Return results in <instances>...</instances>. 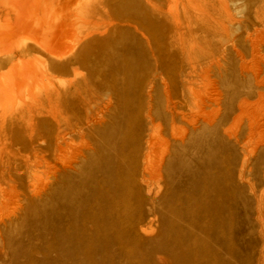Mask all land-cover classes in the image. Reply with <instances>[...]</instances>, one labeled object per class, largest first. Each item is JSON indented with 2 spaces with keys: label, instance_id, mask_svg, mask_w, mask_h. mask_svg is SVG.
<instances>
[{
  "label": "rangeland",
  "instance_id": "374dc122",
  "mask_svg": "<svg viewBox=\"0 0 264 264\" xmlns=\"http://www.w3.org/2000/svg\"><path fill=\"white\" fill-rule=\"evenodd\" d=\"M7 1L0 0V55L10 54L13 65L32 64L56 42L71 48L61 62L90 54L98 63L91 75L81 64L53 72L55 90L71 89L81 107L74 120L81 130L60 145L70 167L57 160L61 103L4 96L12 61L0 68V264H264V150L244 151L224 117L211 130L198 109L215 97L218 59L225 82L245 84L232 71L252 63L244 37L261 29L264 0H36L22 20ZM231 44L239 54L227 50ZM139 104L150 107L153 121H143L142 132L165 162L153 202L128 201L152 219L141 217L144 232L133 233L114 225L122 201L114 200L113 170L125 135L110 131ZM210 163L220 191L214 197L203 179Z\"/></svg>",
  "mask_w": 264,
  "mask_h": 264
},
{
  "label": "bare ground",
  "instance_id": "6f19581e",
  "mask_svg": "<svg viewBox=\"0 0 264 264\" xmlns=\"http://www.w3.org/2000/svg\"><path fill=\"white\" fill-rule=\"evenodd\" d=\"M19 1L20 3L17 6H15L14 4L15 0L12 1V10H14L13 12L17 13L21 19V17H24V15L30 10V7L35 6L34 4L36 0ZM4 3L6 4V2ZM8 3L11 4V2ZM37 5L39 4L37 3ZM32 11H34L33 8ZM8 21H10L9 18ZM19 22L21 21L19 20ZM19 22L17 21V23ZM174 27L178 32L182 30L181 26L179 25H175ZM18 29H20V27L15 31L19 32ZM20 30L22 32V29ZM23 32L26 34V31ZM56 40L59 41V43L62 42L57 38ZM244 42H247L250 45V55L252 56V61H250L252 63L250 66H247V64H239L240 66L232 71V75L234 80H241V82L244 81L245 84L242 82L241 86H239L238 88H233L232 85H230L231 83L225 82V80L223 79V61L222 59H218V82L217 89L215 90L214 94L215 97L207 101L209 105H207L206 102L202 105V107H199L198 109L202 113V122L206 123L208 128L211 130H213L215 125L220 122L221 117H224L225 120L229 122V127L226 131L230 134L239 135L241 137L240 143L244 151L250 153L254 151L255 153V151L257 150H264V67L260 62H264V57H262L261 55L262 47L264 44V22L261 23V29H255L254 31H252V33H247L246 37H244ZM54 45L57 46H53V49L51 48V50L49 49L50 45H48V48H46L45 45H43L44 47L41 45V51L43 52V54L42 56L36 55L37 57H35V60L32 64H28L25 62L23 63L22 61L17 60L18 62L13 65L14 59L10 54H1L0 68L6 62H9V60L12 61V65L10 66L11 73L9 74V79L7 81H4V84L7 83L5 88L9 92H6L4 96H10L11 98L15 99L32 98L33 100L37 99L36 101L39 100L40 103L51 100H55L57 103H61L59 106V113L57 118L58 120L55 122L57 135L55 144L58 148L57 160L58 162L60 161L63 163L68 162V167H70V163L72 161L71 159H69L70 157L68 155L63 154L60 145L66 138L71 137L74 133H78L81 130L78 124L74 123L76 112L79 111L81 107L77 102H72L71 99L73 91L71 89L64 92L55 90L54 85H56L60 81L53 75V72H68L73 65L81 64L82 66L87 68L88 73L91 75L93 73V70L97 66L98 60L90 54H79L73 57V59H68L65 62H61L67 57L71 56V48L70 46H65V44L58 45L57 42ZM88 46L89 44H86L84 48ZM225 50L226 48H221L222 52H224ZM227 50L235 53V55L239 54L232 44ZM28 51L29 50H25L23 52V56L27 55ZM55 60L60 62L55 63ZM49 66H51L50 69L48 68ZM35 68L37 69L36 71H34ZM253 69H255L254 73H251L250 71ZM75 86L76 85H74V87ZM165 92V101L166 104H168L171 96L169 91ZM221 99H223L224 103H227L225 106L228 110L227 117L220 116V103L222 101ZM108 106L109 103L106 104L105 109ZM205 107H208L210 110L207 112L204 111ZM27 112L29 113L30 111L27 109ZM134 113L136 115L135 117H132ZM62 116H64L65 118L63 119ZM119 116L120 117H118V119L114 120V126L110 131V134L112 135L114 133H118L125 135L124 140L120 141L118 147L119 149L116 152L117 154H115L117 162L114 163L115 169L113 170V177L116 180L115 192L118 193V196H116L114 200L115 203L122 201L119 209V211L122 212V215H120L117 220H114L116 223H114L113 221L112 222L117 226H129L130 231L133 233H143L145 228L140 225L138 220H140L141 217H144L148 220V222H150V220L152 219L150 218V216H148V214H142V211L139 209L135 210L134 212L131 211L130 206L128 205V201L130 197H133L137 199L140 206L141 204L147 202L148 204H151V202H153L149 197L151 195V192L153 191V183H158L160 180L162 182L164 174V172L162 171V167L165 162V153L159 152L156 155V152L154 150L156 142L153 141L152 137H148L142 132L143 121L146 124H151L153 121L152 112L149 106L144 107V105L139 104L135 111L133 109H131L130 111L124 109L123 113ZM192 117V121H198V119H194V116ZM184 121L185 123H189L188 119ZM37 131H39L40 134H47V129L44 127V125L38 126ZM185 132H187V130H185ZM110 134L107 135L105 139L106 141H110L112 139ZM187 136L188 135L182 137L180 141V144L183 147H185V144L188 141L189 136ZM42 143H45V140H42ZM126 149L127 154L125 155L124 153ZM196 161L199 165H201L198 160ZM242 168L243 170H247L248 165L243 166ZM263 169L264 168H262V170ZM212 170H215L214 163H210L207 165V167L205 168V175L203 179L210 186L208 194L214 197L217 195V193H220V191L217 188L218 179L214 175V173H211ZM248 172H251L250 168ZM262 173L264 172L262 171ZM259 196V200L261 202H264V193L260 194ZM205 201H208V199L201 200L199 201V203ZM201 211H203V214L211 213L210 208L207 207H202ZM262 211H264V208L262 209Z\"/></svg>",
  "mask_w": 264,
  "mask_h": 264
}]
</instances>
